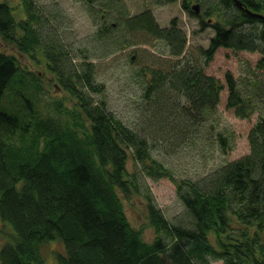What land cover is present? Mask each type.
Segmentation results:
<instances>
[{
    "label": "trees",
    "instance_id": "1",
    "mask_svg": "<svg viewBox=\"0 0 264 264\" xmlns=\"http://www.w3.org/2000/svg\"><path fill=\"white\" fill-rule=\"evenodd\" d=\"M239 1L242 6L209 0L197 14L191 0H182L213 29L208 46L198 51L176 18L162 26L151 10L119 12L125 18L119 16L113 29L100 27L92 49H76L58 33L59 23L46 29L34 0H22L27 20L0 1V35L39 63L43 56L72 99L70 106L66 97L55 99L45 110L42 77L0 48V264H46L41 247L49 240L65 246L57 264H264V75L258 73L264 68V0ZM106 3L100 0V20L113 14ZM121 26L135 37L123 41L114 30ZM151 37L163 40L167 51L152 54L155 62L137 70L144 79L143 101L136 110L139 122H128L96 97L102 88L93 58L110 55L122 41L135 45ZM220 47L263 55L243 82L226 73L227 106L241 118L258 115L248 132L250 151L221 161L202 179H179L170 156L180 142L211 137L225 152L233 148L234 133L213 118L220 114L223 83L205 73ZM94 50L98 54L89 55ZM9 86L20 98L18 114L2 109ZM147 177L172 179L185 214L169 219ZM133 194L145 198L152 240L127 215L124 198Z\"/></svg>",
    "mask_w": 264,
    "mask_h": 264
},
{
    "label": "rangeland",
    "instance_id": "2",
    "mask_svg": "<svg viewBox=\"0 0 264 264\" xmlns=\"http://www.w3.org/2000/svg\"><path fill=\"white\" fill-rule=\"evenodd\" d=\"M4 1V0H0ZM12 6L16 7L14 13L17 18L26 17V12L22 9V0H5ZM40 13L49 14L52 21L46 20V29H51V24L59 23L58 33L64 41L73 45L74 48H84L88 46L92 49L95 34L101 27L100 15L102 12L100 0H34ZM104 1V0H103ZM111 12L118 14L126 10V13L137 14L146 9H150L156 20L162 26H169L171 20L176 18L179 26L184 29L188 35V45L193 51L200 50V47H207L209 38L213 34V29L204 26L199 18L190 14L182 5V0L174 2H162L158 0H106ZM209 0H191V6L195 3L200 5L199 12L208 5ZM21 8V9H20ZM109 10V9H108ZM192 10V9H191ZM193 11V10H192ZM194 12V11H193ZM195 13V12H194ZM114 14L111 18L114 20ZM198 14V13H197ZM44 15V16H45ZM116 17V16H115ZM212 16H209L211 19ZM54 18V19H53ZM56 22H54V21ZM205 27V28H202ZM103 29V28H102ZM122 26L115 31L121 32V39L135 37L131 33H123ZM113 32V30L111 31ZM138 36L136 39H140ZM61 38V39H62ZM142 45L125 44L114 46V52L108 56L93 58L96 64V78L98 84L101 85L100 93L96 97H102L110 109L117 112L123 119L128 122L138 123L139 116L136 115L137 105L143 101L144 79L138 74V69L147 63L155 62L152 56L156 53H165L167 44L160 39L151 37L149 43H141ZM72 47V46H69ZM0 48L7 53L14 54L20 61L22 68L30 69L34 73H38L42 77L46 88V94L42 95L44 100L41 106L48 110L50 103L55 99H63L66 97V104L72 105V99L69 98V92L65 91L61 84L55 79L54 75L44 67L45 59L40 56L41 62L37 58H31L19 52L16 45L6 41L0 35ZM116 48V49H115ZM97 55L96 50L89 51V55ZM151 53V54H150ZM138 55L135 62L129 61L131 55ZM161 55V54H160ZM152 56V58H150ZM262 53L248 50H233L230 48L220 47L214 57L205 66V73L216 76L223 83V90L220 95L219 112L213 118L221 121L220 128L223 126L230 127V131L234 133L231 144L233 148L225 152L221 145H214L211 137L199 139L198 141L186 140L180 142V147L170 156V164L176 171L179 179H196L203 178L206 174L212 172L217 165L223 160L231 161L240 156L249 153L250 144L248 140V132L258 117L254 114L251 118H241L235 114L233 108L227 106L228 87L226 84V73L231 72L238 82L252 73L253 69L257 70V63L262 58ZM161 57L172 60L168 55ZM193 59V53L191 54ZM199 59V58H198ZM197 60V58H196ZM172 61H169L171 63ZM258 73L264 75V68H258ZM21 87V86H20ZM19 87V88H20ZM14 88L9 86L2 98V109L18 114L22 111L20 98L14 94ZM20 115V114H19ZM211 125V124H210ZM209 125V127H210ZM194 126V125H192ZM197 132V131H195ZM200 135V134H199ZM162 156V155H161ZM154 199L165 215L171 219L176 216L185 214V205L177 194L174 181L169 177H162L158 180L146 178ZM127 215L132 225L142 230L143 236L147 240H152L155 231L154 227L149 223L147 207L144 196L133 194L130 198H124ZM7 231H11L12 226L5 223ZM3 222L0 218V246L4 238L2 237ZM42 253L46 264H57V253L65 252V246L59 240H49L42 244ZM217 260L210 264H220Z\"/></svg>",
    "mask_w": 264,
    "mask_h": 264
},
{
    "label": "flooded vegetation",
    "instance_id": "3",
    "mask_svg": "<svg viewBox=\"0 0 264 264\" xmlns=\"http://www.w3.org/2000/svg\"><path fill=\"white\" fill-rule=\"evenodd\" d=\"M146 10H150V9H146ZM114 14V13H113ZM44 15H45V13H44ZM108 15H109V17H108ZM116 17H114V20H112V18L110 17V14H106V13H103V18H102V20L100 21V24H101V29L104 27V28H106V27H109V29H113V28H115V27H117V21H118V17L120 16L121 17V19H124L125 18V16H124V14L123 13H120V14H114ZM132 16L133 14H129V16ZM128 17V16H127ZM46 18H48L49 19V22H51L52 21V18H50V16H49V14H46L44 17H42L41 18V22L43 23V22H48L47 20H46ZM24 19L25 20H27V15H26V17H24ZM54 21V20H53ZM48 22V23H49ZM55 22V21H54ZM56 23V22H55ZM54 24V23H53ZM142 43V42H141ZM140 42H137L136 44L139 46V45H142ZM122 45H124V42L122 41ZM46 61H44L43 63H44V67L47 69V65H46V63H45ZM47 71H48V69H47Z\"/></svg>",
    "mask_w": 264,
    "mask_h": 264
},
{
    "label": "water",
    "instance_id": "4",
    "mask_svg": "<svg viewBox=\"0 0 264 264\" xmlns=\"http://www.w3.org/2000/svg\"><path fill=\"white\" fill-rule=\"evenodd\" d=\"M239 6H242L241 2L239 0H234ZM191 9L195 12V13H199V9H200V5L198 3H195L191 6Z\"/></svg>",
    "mask_w": 264,
    "mask_h": 264
},
{
    "label": "bare ground",
    "instance_id": "5",
    "mask_svg": "<svg viewBox=\"0 0 264 264\" xmlns=\"http://www.w3.org/2000/svg\"><path fill=\"white\" fill-rule=\"evenodd\" d=\"M27 56V55H26Z\"/></svg>",
    "mask_w": 264,
    "mask_h": 264
}]
</instances>
